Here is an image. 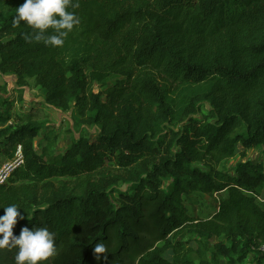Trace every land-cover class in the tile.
Masks as SVG:
<instances>
[{
	"label": "trees",
	"instance_id": "1",
	"mask_svg": "<svg viewBox=\"0 0 264 264\" xmlns=\"http://www.w3.org/2000/svg\"><path fill=\"white\" fill-rule=\"evenodd\" d=\"M23 2L0 0V74L20 87L33 79L48 106L73 108L80 127L98 130L56 154L55 133L35 146L44 125L33 112L11 113L22 92L0 94L9 122L0 156L20 146L23 157L0 185V206L15 203L24 216L14 235L54 232L47 264H246L250 254L264 264L254 252L264 243V162L219 170L252 148L264 155V0H78L69 11L79 23L61 47L13 25ZM194 194L219 195L217 210L194 219ZM186 232L195 250L178 240ZM100 241L108 253L97 260ZM15 255L0 249V264Z\"/></svg>",
	"mask_w": 264,
	"mask_h": 264
},
{
	"label": "clouds",
	"instance_id": "2",
	"mask_svg": "<svg viewBox=\"0 0 264 264\" xmlns=\"http://www.w3.org/2000/svg\"><path fill=\"white\" fill-rule=\"evenodd\" d=\"M79 7L78 0H24L16 8L13 25L19 26L22 22L34 30V34L26 39L41 41L47 45L61 47L65 38L79 23L74 11L69 8ZM51 29V32L49 30ZM4 214L0 215V249H16L15 264H47L50 258L57 255L55 233L47 227H23L20 234L14 235L13 228L18 218L24 219L17 204L0 206ZM94 253L97 260L100 254L108 253L105 242L96 243Z\"/></svg>",
	"mask_w": 264,
	"mask_h": 264
},
{
	"label": "rangeland",
	"instance_id": "3",
	"mask_svg": "<svg viewBox=\"0 0 264 264\" xmlns=\"http://www.w3.org/2000/svg\"><path fill=\"white\" fill-rule=\"evenodd\" d=\"M107 86L110 87L114 84L115 78L112 76L107 79ZM17 78L14 75H2L0 74V85L5 86V90L1 91V98H11V100H18L21 91L22 101L20 105L15 106L11 113L16 114H27L30 111L33 112L34 117L37 119L39 123H43L44 130L41 132L35 140V146L41 140L42 136L47 133H55L58 136V143L53 149L56 154L62 153L65 148L68 146L71 140L77 139L80 136H84L88 138L90 141H94L97 128L96 127H80L78 125V120L73 108H70L67 112H63L57 110L53 107L48 106L44 102V93L45 91L37 86L33 79H26L25 86L20 87L16 84ZM99 90V85L94 87V92ZM0 104V108H1ZM4 108V107H3ZM8 123H3L0 121V130L3 129ZM240 150V148H238ZM247 160H251L253 162H264V155L261 149L252 148L248 150L247 156L241 160L240 157H235L229 160L224 161L219 170L225 173H232L233 168L236 163L241 161L245 162ZM7 162V159L3 156H0V166ZM113 174H118V170H116L113 165L106 163L105 165ZM118 190L126 191L128 186L125 184H118L116 187ZM219 197H207L200 194H194V197H191L190 204L187 203L189 207V214L194 219L201 218L205 214L209 215L215 210H217V201L216 199ZM215 198V199H214ZM264 200V196L261 197ZM196 237L190 234L189 232L184 233L182 236H179L178 240H181V244L185 246V248H191L195 250L197 248V239ZM171 251H166L164 257L166 259L171 258ZM254 254H250L246 260V264H253Z\"/></svg>",
	"mask_w": 264,
	"mask_h": 264
},
{
	"label": "built area",
	"instance_id": "4",
	"mask_svg": "<svg viewBox=\"0 0 264 264\" xmlns=\"http://www.w3.org/2000/svg\"><path fill=\"white\" fill-rule=\"evenodd\" d=\"M22 164H23V157H22V153H21V147L18 146L17 150L14 154V157L11 160L3 163L0 166V185L4 184L7 181V179L9 178V176L12 174V172L16 168L21 166ZM259 200L264 202V200H261V199H259ZM254 252L259 253L260 255H262L264 257V243L260 244L254 250Z\"/></svg>",
	"mask_w": 264,
	"mask_h": 264
}]
</instances>
